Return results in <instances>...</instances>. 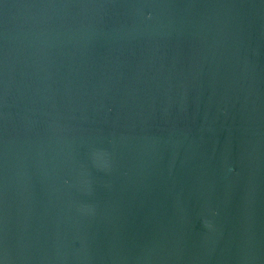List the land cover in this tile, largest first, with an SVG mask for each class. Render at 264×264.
<instances>
[{"label":"water","instance_id":"95a60500","mask_svg":"<svg viewBox=\"0 0 264 264\" xmlns=\"http://www.w3.org/2000/svg\"><path fill=\"white\" fill-rule=\"evenodd\" d=\"M0 264H264V0H0Z\"/></svg>","mask_w":264,"mask_h":264}]
</instances>
